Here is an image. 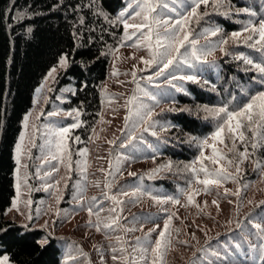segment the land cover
<instances>
[{"label": "rangeland", "instance_id": "1", "mask_svg": "<svg viewBox=\"0 0 264 264\" xmlns=\"http://www.w3.org/2000/svg\"><path fill=\"white\" fill-rule=\"evenodd\" d=\"M129 4L132 7H128ZM133 8L139 11L135 0H124L119 13L125 12L123 19L129 23H139L141 22L139 17L128 18V13L132 12ZM188 10L184 0H175V3L169 2L167 9L158 8L157 13L161 19L174 21ZM262 10H264V5ZM198 11L201 13L215 12L211 7L203 5ZM220 12H227L225 1H223ZM260 18L259 15L252 16L251 19L244 18L241 27L234 31H242L250 21L256 23ZM191 27L198 40V49L214 48L213 55L207 57L210 63H204L189 56L188 62L181 60L174 63L165 70L164 75L156 77L154 73L158 70V65L145 66L140 62V57L148 58L149 52L145 47L135 46L136 36L124 40L123 47H120V44L117 46L119 50L114 51L111 57L108 78L101 87L100 117L90 135L89 142L77 147L78 157L75 161L69 137L66 141L67 152L61 159V153L57 149L59 138L55 135V132L61 128H71L77 119L81 124V111L77 107L64 106L69 99V93L75 90L74 83L64 84L56 93V98L51 99V96L55 94L58 75L65 69L60 68L57 63L53 66L57 67L54 79L49 78L47 74L37 87L41 88V91L37 93L35 90L33 105L25 114L28 116L27 128L24 127L23 120L22 130L14 148V157H16V147L23 135L20 165L16 164L14 172L16 184V169L19 167L21 183V194L17 201L19 211L12 207V202L6 210V218L31 228L44 229L46 232L40 241L45 237L49 240L50 235L59 238L62 248L60 264H120L119 261H113L111 257L113 254L121 256L124 253L119 251L112 253V247L128 248V251L137 257L138 264H145L140 257L151 255L150 252H145V248L154 246L168 215L173 212L178 215L179 219L174 217L172 220L170 244L165 252V264H264V261L257 262V252L251 247L261 243V236L254 225L257 223L264 225V220L260 218L264 215L262 212L264 205L260 204L264 201V170H255L252 160L241 165L242 171L237 180L224 181L223 186L213 187L210 194L201 193L195 196L196 204L201 206L199 209L195 206H183L186 204V198L181 192L189 188L190 182L191 188L203 187L194 183L193 174L191 178L180 183L175 191H170L156 182V180L166 178L173 173L176 175L178 171L185 169L182 163L167 158H157L156 154L160 152L164 143L161 136L173 126L172 119L165 117L164 113L187 108L194 113L217 118L213 112L206 111V109L218 108L216 106L199 105L198 103L186 106L178 104V94L188 90V80H182L180 77L193 75L198 80L205 70L210 67L216 68L215 63L211 62L218 61V58H230L238 54L248 57L246 50L240 47L244 45L242 42L234 43L229 39L227 45H219V41L229 38L234 31H225L220 24L215 22L207 23L205 18L201 19L198 24L193 22ZM216 28L220 30L216 36L202 35ZM127 31L130 34L134 30L128 29ZM124 36L125 29L121 40ZM220 46L227 48L230 54L225 56L220 52ZM184 51L181 49L182 53ZM114 71L119 74L113 75ZM133 71L136 72V83L132 82L131 73ZM145 92L149 95L145 96ZM133 95L136 96V100L128 105L127 101ZM50 100L52 103L47 109ZM140 104L145 106V111L148 109L152 111L151 121L154 123L147 132L144 129L148 127V123H142L136 115ZM76 111L80 113L78 118L75 117ZM69 112L73 115L69 116ZM51 113L57 114L51 115ZM68 118L72 121H69L70 119L67 121ZM153 131L157 133L156 136L151 134ZM212 133L201 136L198 141L210 137ZM132 137L136 139L132 140ZM110 141L113 143H109ZM122 141L128 146L122 147ZM211 143L212 141L209 140V144ZM200 148L198 156L191 164L198 160L201 151L206 156L211 154V148H203L201 145ZM85 149L86 154L81 155L80 153ZM68 152L71 154V171L68 170ZM262 156H264V148H258L254 159L259 160ZM85 162L87 167L86 171H83ZM169 163L171 169L164 167L151 179L146 175L152 169ZM229 171L234 172V166L229 168ZM49 172L51 175L46 176L45 173ZM130 172L136 175L130 176ZM73 176L74 189L70 193L68 203L64 204L67 187ZM56 181H59L58 185ZM106 183L111 184L110 191L105 187ZM49 185L55 187L46 191L45 188ZM245 185L247 187H244ZM225 188L229 192L227 196L224 195ZM238 189L240 190L239 196L233 195L232 193ZM124 191L129 195H122ZM149 191L152 196L179 198L181 204L175 206L171 203L157 204L151 199ZM133 192H136V196L132 195ZM105 193L109 196L115 195L124 201L120 206L123 211L112 213L110 209L114 207V204L106 198ZM58 197L62 199L58 200ZM15 198L16 194L13 200ZM29 200H31V205L27 204ZM213 200L218 201L219 208L212 203ZM88 207H92V215H89ZM29 214L33 217L31 221L27 218ZM97 214L102 222L100 231H97L95 227ZM117 214L120 216L119 223L112 225L111 228H104L103 223H111L112 217ZM89 221L92 223L90 224ZM238 223L240 227H237ZM156 225L159 227L156 228ZM152 228H156V231L145 239V234ZM128 229L134 230L128 231ZM137 237L141 238L139 243L136 241ZM69 253L77 259L70 261ZM101 256L104 258L103 261ZM9 261L10 264H15L10 258Z\"/></svg>", "mask_w": 264, "mask_h": 264}, {"label": "trees", "instance_id": "2", "mask_svg": "<svg viewBox=\"0 0 264 264\" xmlns=\"http://www.w3.org/2000/svg\"><path fill=\"white\" fill-rule=\"evenodd\" d=\"M223 1L227 14L211 11L204 18L207 23L220 24L225 31L240 28L244 18L251 19L252 12L257 11L260 17L264 15V0ZM123 5L124 0H0V229H3L0 255L7 254L15 264H60L62 258L59 238L50 235L48 243L42 246L38 241L46 232L44 229L25 227L6 218V210L16 194L14 148L24 116L33 105L36 88L66 53L69 64L58 75L51 99L56 98L64 84L74 83L75 90L69 93L64 106L81 111L80 127L72 128L69 136L75 161L77 147L89 142L100 117L101 87L108 78L113 50L120 44L124 30L122 21L117 19ZM245 8L247 12L241 11ZM22 15L30 18L19 19ZM240 47L246 50L248 58L264 61V52L245 44ZM217 60L216 68L205 70L198 83L188 81L187 92L178 94V104L226 106L233 110L248 102L251 95L264 90L252 82V77L259 74L250 65L235 56ZM164 116L172 119L173 126L161 136L164 143L157 158L185 166L198 156L201 136L215 131L221 122L220 117L194 113L187 108L167 111ZM191 174L185 167L176 175L170 174L156 182L175 191ZM73 180L74 176L67 187L64 204L74 189Z\"/></svg>", "mask_w": 264, "mask_h": 264}, {"label": "snow or ice", "instance_id": "3", "mask_svg": "<svg viewBox=\"0 0 264 264\" xmlns=\"http://www.w3.org/2000/svg\"><path fill=\"white\" fill-rule=\"evenodd\" d=\"M169 2L175 3V0H135L136 8H139V11H136L133 8V11L128 13L129 19L140 18L139 23H129L127 20H124L125 12H120L117 19L121 20L123 23V28L125 29V36L121 40L120 47L124 46V40L131 39L132 36L137 37L136 47H145L148 49L149 56L148 58L140 57V62L145 66L158 65V70L154 73L156 77L164 75L165 70L169 69L174 63H177L181 60L185 62L189 61V56L195 58L196 60L203 61L204 63H210L207 60V57L212 56L214 52V48L198 49L197 44L198 40L194 36V31L192 29L193 22L199 23L201 19L206 16H209L211 13L208 11H204L203 13L198 10L203 5L205 7H211L217 13L220 12L221 7H223V0H184V3L188 7V11L184 14L180 15L179 19H175L174 21H170L167 19H161L159 14L157 13L158 8L167 9L169 7ZM128 7H132L131 4ZM175 11V9H173ZM241 11L247 12L248 9H241ZM99 14V13H98ZM252 16H255L256 13L252 12ZM30 18L26 15H22L19 19ZM13 20H17V17H13ZM83 19L80 20V24H83ZM128 29H133L134 31L130 34L128 33ZM163 29V31H161ZM30 31V29H29ZM219 28L213 29L209 32L203 33L202 35L210 34L212 36H216L219 32ZM247 33V35H245ZM139 34V35H137ZM231 39L234 43L242 42L248 48L254 49L258 52H264V17H261L260 20L256 23H252L251 21L245 25L242 31H234L231 33V36L227 39H222L219 41V45H227ZM181 49L185 51L182 53ZM189 49L191 51L189 52ZM119 49H114L113 51H118ZM220 52H222L225 56L229 55V51L227 48L220 46ZM133 59L135 57H132ZM235 59L241 60L244 64L250 65L252 69L255 70L259 74V77H252L253 83H258L261 88H264V61L255 62L253 59L248 58L243 54H238L235 56ZM211 63H215L212 61ZM58 66L60 68H66L68 66V56L61 55ZM189 67H191V63H189ZM57 67H53L50 69L48 73L49 78L54 79V73H56ZM118 72H113V75H118ZM133 77V83H136V72L133 71L131 73ZM175 78V77H174ZM151 79V78H149ZM182 80L192 81L193 83H198L197 79L193 75L180 77ZM51 90V89H49ZM41 88H37L36 92L39 93ZM145 96L149 94L147 92L144 93ZM155 99V97H151ZM136 100V96L133 95L127 101L128 105H131L133 101ZM171 110V109H169ZM131 111V109H130ZM183 111V110H181ZM206 111L213 112L217 117H220V123L216 127V130L212 133V135L204 140L200 141V145L203 148H211V154L206 156L203 151H201L198 160L191 165L185 166L190 169L191 173L194 175V183L197 185H202L203 187L200 189L191 188V182L189 188L183 189L181 194L186 198V204L183 206H195L198 209L201 207L199 204L195 202V196L203 194H210L213 187H221L223 186V182L227 180H237V178L241 174V165L249 160H252L255 166V170H264V156L261 159L255 160L254 157L256 155L258 148H264V90L258 91L255 94L251 95L248 102L244 103L242 106L235 108L233 110H229L226 106H221L215 109H206ZM57 113H51V115H56ZM69 116H72L73 113L69 112ZM80 115L79 111L75 112V117L78 118ZM136 115L138 119L144 123H148V127L144 129L145 132L149 131V128L153 126L151 121L152 111L148 109L145 111V106L140 104ZM27 119L26 115L24 118V127L27 128ZM127 117L125 121L127 122ZM80 127V122L77 119L76 123L71 125V128ZM71 128L64 127L59 129V131L55 132V135L59 138L57 143V149L61 153V159L63 158L64 153L67 152V139L69 137ZM166 130V129H165ZM153 136H156L157 133L153 131L151 133ZM136 137H132V140H135ZM23 140L24 136L20 137V143L16 147V164L20 165V157L23 152ZM76 140L79 141V137H76ZM209 140L212 141L209 144ZM109 143H113L110 141ZM131 144V141H129ZM219 145V146H218ZM239 145V147H238ZM122 147H126L128 145H124L123 141L121 142ZM222 146V147H220ZM243 150H240V149ZM227 149V151H225ZM251 149V151L249 150ZM87 150L85 149L81 155H85ZM68 155V170L71 171V154ZM56 158L55 156L53 157ZM207 161V163H205ZM199 165V167H197ZM111 166V162H110ZM235 168L234 172L229 171V168ZM86 162L83 171H86ZM167 167L171 169V164H167L164 166L157 167L152 169L148 175L151 179L155 175H157L162 168ZM58 171V169H54ZM111 174V173H109ZM202 174V175H201ZM46 176H50L51 173H45ZM130 176H135L136 173H129ZM56 184H59V181H56ZM54 185H49L45 190L47 191L49 188H54ZM105 187L111 189V184L106 183ZM244 187H247L245 185ZM16 198L13 200L12 207L19 211L17 201L20 197V174L19 167L16 169ZM151 199L160 205L171 203L172 205H180L181 200L179 198H175L172 196L160 197V196H152L150 191L148 193ZM229 194L228 190L225 188L224 195L227 196ZM233 195L239 196L240 190L238 189ZM122 195L128 196L129 193L124 191ZM133 196H136V192L132 193ZM106 198L110 199L114 207L110 209L112 213H118V211H123L120 207L124 201L119 199L115 195L109 196L105 193ZM62 199V197L57 198ZM95 200V198H93ZM212 203L219 208V203L217 200H213ZM28 205H31V200L27 201ZM205 206L207 202H204ZM261 205H264V201L260 202ZM260 207V205H257ZM167 211V209H164ZM87 211L89 215L93 214L92 207H88ZM264 212V209H262ZM59 214V213H57ZM179 219L178 215L173 212L170 213L163 225V229L158 233V239L155 241L154 246H150L145 248V252H150V256H141L145 264H165V252L167 251L168 245L170 244V236L172 231V220L173 218ZM28 220H32L33 217L31 214L28 215ZM261 220H264V215H261ZM120 220V216L117 214L112 217L111 223H103L104 228H111L112 225L118 224ZM91 224L92 222L89 221ZM102 222L99 219L97 214V220L95 223V227L97 231L101 230ZM25 227H27L25 225ZM159 225H156L158 228ZM237 227H240V224H237ZM257 233L261 236V243L259 245H252L254 251L257 252L256 260L257 262L264 261V225L257 223L254 225ZM156 228H152L148 233L145 234V239L151 236L153 231H156ZM134 229H128V231H132ZM3 231V229H0ZM141 240L140 237L136 238L137 243ZM42 246L48 243V238L45 237L43 240L38 241ZM117 251L124 253V255L118 256L113 254L111 259L113 261H119L120 264H138L137 257L133 256L132 253L128 251V248L121 247L117 249L115 247L111 248L112 253H116ZM135 251V249H133ZM68 259L70 261H75L77 259L76 256H73L71 253L68 254ZM103 256H101V260L103 261ZM0 264H10L9 257L7 255L0 256Z\"/></svg>", "mask_w": 264, "mask_h": 264}]
</instances>
